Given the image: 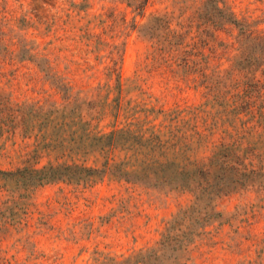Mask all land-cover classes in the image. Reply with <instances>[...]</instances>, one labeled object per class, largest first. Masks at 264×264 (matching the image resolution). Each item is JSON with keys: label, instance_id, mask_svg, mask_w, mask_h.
Listing matches in <instances>:
<instances>
[{"label": "rangeland", "instance_id": "obj_1", "mask_svg": "<svg viewBox=\"0 0 264 264\" xmlns=\"http://www.w3.org/2000/svg\"><path fill=\"white\" fill-rule=\"evenodd\" d=\"M141 1L143 9L135 5ZM216 1L264 43V0ZM214 7L210 0H0V169L70 161L43 147V136L26 120L7 125L4 105H67L108 132L123 125V113L115 122L111 111L120 100L164 109L205 102L202 79L172 56L175 46L169 53L156 41L153 34L163 27L156 30L160 22L152 19L162 18L176 42L226 70L242 53L240 30L222 13L211 17ZM257 77L264 80V73ZM193 199L188 191L111 175L27 191L0 180V264H117L156 245ZM218 209L222 217L191 244L186 264H264V191L232 192Z\"/></svg>", "mask_w": 264, "mask_h": 264}, {"label": "trees", "instance_id": "obj_2", "mask_svg": "<svg viewBox=\"0 0 264 264\" xmlns=\"http://www.w3.org/2000/svg\"><path fill=\"white\" fill-rule=\"evenodd\" d=\"M210 3L215 6L208 10L211 17L222 13L226 24L240 30L242 53L226 70L212 66L207 56L199 57L204 55L200 50L176 42L162 18L152 19L160 22L156 30L163 27V32H154L156 41L169 53L175 46L177 54L172 56L180 55L176 60L187 74L197 72L202 79L208 98L200 105L164 109L133 102L124 106L120 100L111 111L115 122L123 113V125L114 124L108 132L67 105H4L9 106L2 116L7 125H14L16 118L26 120L43 136V147L70 157L43 167L0 169V180L6 184L14 182L27 191L56 181L90 184L111 175L148 188L194 195L169 220L156 245L117 264H186L191 244L222 217L218 202L223 196L264 191V80L257 77L259 71L264 73L263 36L220 8L216 0ZM145 4L135 5L143 9ZM154 22L146 26L153 29ZM91 157L95 164L89 165Z\"/></svg>", "mask_w": 264, "mask_h": 264}]
</instances>
